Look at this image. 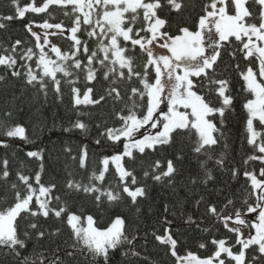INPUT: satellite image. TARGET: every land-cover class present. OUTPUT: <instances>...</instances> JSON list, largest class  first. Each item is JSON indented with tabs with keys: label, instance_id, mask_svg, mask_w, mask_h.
<instances>
[{
	"label": "snow or ice",
	"instance_id": "snow-or-ice-1",
	"mask_svg": "<svg viewBox=\"0 0 264 264\" xmlns=\"http://www.w3.org/2000/svg\"><path fill=\"white\" fill-rule=\"evenodd\" d=\"M11 5L13 14L0 15V21L22 19L29 12L46 13L52 6L63 9V15L70 20V25L63 20L50 23L47 19L41 24L35 21L26 24L38 52L32 47L25 48L21 39L0 51V67L34 89L36 98L42 97L47 102L51 92L56 101L63 103L62 86H67L78 117L86 115L79 111L80 106H100L109 99L115 105L124 101L125 95L128 101L115 112L119 126H105L100 132L101 137L114 145L123 141V150L103 156L99 169L93 168L86 181L67 172L62 184L42 182L45 172L42 148L26 153L39 161V170L25 174L21 162L15 171V181H10V161L7 156L0 157V182L14 194L13 202L0 207V250L11 255L17 264H133L132 258L142 255L137 251L139 227L133 219L115 214L104 224L75 207L76 198H91L97 208L103 204L125 205L134 210L133 216L139 220L142 202L150 199L153 187L170 189L174 196L178 195L182 151L170 158L148 161L147 157L173 148L177 137L184 133L189 138L195 136L192 153L198 158L205 157L199 160L200 171L182 185L189 194L192 186L215 183L210 161H214L216 168L230 171L233 179L240 174L235 166L225 168L223 151L215 156L212 152L226 138L223 131L226 113L234 110L235 101L227 67L219 70L222 52L233 60L239 54L247 62L244 69L239 63L232 65L242 81V90L251 97L245 100L243 108L247 142L255 151L243 163L264 164V0H206L194 26L174 25L170 20L172 12L182 13L185 0H39V3L28 0L24 4L11 0ZM34 25L43 32L34 31ZM6 27V23L0 22V29ZM57 35L71 42L68 50H62L49 39ZM233 41L239 47L228 51ZM162 50L167 54H162ZM140 56L144 57L142 63L138 62ZM81 77L85 82L82 87L78 86ZM6 78L7 72L0 74V82ZM99 80L106 85L102 92H96L93 83ZM133 81L139 86H131ZM122 84L130 86L124 89V95ZM164 97L167 110L160 108ZM4 117L7 118L3 122L4 137L31 143L28 129L22 123L11 122V111H5ZM102 124L107 121L98 122L96 127L101 128ZM74 129L87 132L89 125L78 118L64 131ZM95 143L99 145L100 139ZM0 147H9L6 139H0ZM224 147H228L226 142ZM65 151L71 153L72 149ZM137 156L145 159L137 160ZM71 159L75 161L77 157ZM78 163L80 169L87 170V145L81 147ZM110 165L117 183H105ZM243 176L252 191L243 199L242 207H236L229 197L219 203L200 195L194 201L197 210L204 205V213L212 224H222L235 237L234 240L213 237L210 243L215 250L211 255L202 257L191 250L179 254L180 240L174 235L179 229L173 227L168 215L175 217L176 211L183 208V201L163 204L164 215L160 219L165 225L163 234L153 230L151 235L168 247L176 264H264V167L258 174L256 169H245ZM170 208L174 211L170 212ZM230 208L233 210L229 211ZM253 213L255 220L246 218ZM181 216L185 217L186 225L195 224L203 232L210 230V225L201 227L203 221L197 223L191 214L181 211ZM65 229L68 238L61 239ZM29 243L33 245L31 251ZM44 243L50 247H44ZM198 247L205 249L206 244L201 242ZM25 252L28 254L24 255Z\"/></svg>",
	"mask_w": 264,
	"mask_h": 264
},
{
	"label": "trees",
	"instance_id": "trees-1",
	"mask_svg": "<svg viewBox=\"0 0 264 264\" xmlns=\"http://www.w3.org/2000/svg\"><path fill=\"white\" fill-rule=\"evenodd\" d=\"M20 2L24 4L28 0H20ZM37 2L39 3V0ZM205 2L206 0H185V9L180 14L172 12L170 20L174 25L194 26ZM63 11V9L57 6H52L46 13L36 14L29 12L22 19H13L10 22L0 21L7 24L5 29H0V51L4 47H10L11 43L16 39H21L24 41L23 46L25 48L32 47L34 51L38 52V49L35 48V39L26 30L25 25L30 21H35V24H41L45 19L50 23H58L63 20L66 25H70V20L63 15ZM49 13H51V16ZM12 14L13 7L11 0H0V15ZM49 38L53 43L60 46L62 50H68L71 47V42L64 36L57 35L54 37L50 36ZM238 47L239 43L233 41V45L228 51H232ZM138 52L139 49H137ZM49 54L51 55V53ZM143 59L144 57L140 56L138 62L142 63ZM33 60H35V57ZM235 63H239L241 69H244L247 62L239 54L236 60H233L226 52H222V63L219 70L223 71L227 67V74L233 82L232 88L235 101L234 110L226 113V120L223 126L226 138L212 149L214 156L218 155L221 151L225 153L226 169H231L233 166L240 169V174L235 179L232 178L230 171L220 170L215 167L214 161H210L209 167L213 169V175L216 177L215 183L209 182L207 186L200 184L192 186L191 193L189 194V191L182 185L187 184L189 176L196 175L200 171L199 160H203L205 157L200 156L198 158L192 153L191 147L195 136L193 135L189 138L188 134L184 133L177 137V144L173 148L158 152L155 156L149 154L147 157L148 161L156 158L163 159L166 156L170 158L175 152L182 151L184 159L180 163L181 175L177 177L178 195L174 196L170 189H161L159 186L153 187L150 199L142 202V213L139 220H135L133 216L134 210L126 208L125 205L108 206L107 204H103L97 208L91 198H76L75 207L80 208L85 214L94 215L98 221H102L104 224L115 214H122L133 219L134 223L139 227L140 238L137 241V251H140L142 254L138 259L132 258L133 264H176V259L171 256L168 247L156 241L151 232L156 230L159 234H163L165 225L160 223V219L164 215L163 204L169 203L171 205L177 199L183 201V208L180 211H176L175 217L169 214L168 219L173 220V227L179 229L174 235L180 240L177 249L180 255H184L186 250L196 252L202 257L211 255L215 250L214 246L210 243L213 237L217 239L223 237L235 239L234 235L229 233L222 224H212L210 218L204 213L203 204L199 210L194 207V201L199 199L200 195H204L206 200L219 203H222L225 197H229L236 202V207H242L243 199L252 191L249 181L243 176V172L245 169L249 171L256 169L258 174L259 169L264 167V164L258 161H252L248 165H244L243 163L247 156L252 155L255 151L253 146H250L247 142L246 112L243 108L245 100L251 97L242 90V81L236 70L232 67ZM253 66L255 67V62H253ZM33 67H35L34 63ZM6 72V80L0 82V139H6L9 147H0V157L7 156L10 161L9 168L12 173L10 181H15V171L20 167L21 162H23L25 174H34L35 171L39 170V161L36 158L27 157L26 153L28 151L44 149L45 172L42 175V182L56 181L62 184L67 179V172H73L76 179L84 177L86 181L87 176L93 168L99 169L101 166L100 160L103 156H110L115 152L123 150V141L118 145H114L106 137H101L100 132L105 126H119L120 121L115 118V112L124 107L125 103H128L126 95L124 101L115 105L109 99L100 106H80L79 111L86 115L78 117L77 110L72 107L70 91L67 86H62L65 97L63 103L56 101L51 92L47 102H45L42 97L36 98L34 89L26 87L23 80L12 77L10 71L0 67V74H5ZM84 83L83 77H81L80 85L78 86L82 87ZM93 83L96 92H102L103 88L106 87L102 80ZM131 86L139 85L138 82L133 81ZM127 87L130 86L127 84L121 85L122 95H124V89ZM5 111L12 112V123H22L28 129L27 135L31 143L20 138H6L2 135L3 122L7 119L4 117ZM78 118L84 120L89 125L88 131L83 132L79 129H74L71 132H65L64 129L71 127V123ZM102 120H106L107 124H102L101 128H97V123ZM258 130H260L259 126ZM96 139H100L101 143L99 145L95 143ZM225 142L228 145L227 148L224 147ZM83 145H87L89 155L87 170L80 169L78 163L80 149ZM65 148H71V153L66 152ZM72 156H76L77 159L73 161L71 159ZM141 159H145V157L137 156V160ZM125 163L127 166V159ZM131 166L138 167V165ZM139 174L138 171L137 175ZM109 181L112 183L118 182L111 165L105 183ZM13 195L6 185L0 182V207H6L13 202ZM249 202L254 203V200L250 199ZM232 210L231 208L229 209V211ZM171 211H174V209L170 208ZM181 211L191 214L197 220V223L203 221L201 227L210 225V230L203 232L195 224L186 225L184 223L185 217L181 216ZM145 233H148L146 239L144 238ZM68 235L65 229L61 239H67ZM201 242L206 244L205 249L198 247ZM43 246L50 247L47 243H44ZM32 248L33 245L29 243V251ZM39 250L37 249V251ZM23 254L27 255L28 253L25 252ZM80 261L82 262V258H80ZM0 264H17V262L11 255H6L4 250H0Z\"/></svg>",
	"mask_w": 264,
	"mask_h": 264
},
{
	"label": "rangeland",
	"instance_id": "rangeland-1",
	"mask_svg": "<svg viewBox=\"0 0 264 264\" xmlns=\"http://www.w3.org/2000/svg\"><path fill=\"white\" fill-rule=\"evenodd\" d=\"M33 30L34 31H40L41 33L43 32V30L42 29H37L36 27H35V25L33 26ZM49 31H54V30H49ZM50 39V38H49ZM47 49V48H46ZM45 49V50H46ZM48 50V49H47ZM162 54H167L166 53V50H162ZM51 55H53V54H51ZM53 57H54V55H53ZM163 99V102L161 103V105H160V108L161 109H164V110H167L166 109V105H167V99H166V97H164V98H162ZM141 131H155V130H151V129H142ZM247 219H250V220H255V218H256V214L255 213H253V214H248V216L246 217ZM252 232H253V234H254V229L253 230H251Z\"/></svg>",
	"mask_w": 264,
	"mask_h": 264
}]
</instances>
